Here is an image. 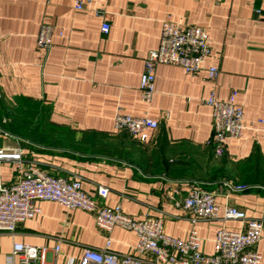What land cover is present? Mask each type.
<instances>
[{
  "label": "crops",
  "instance_id": "0c3cea01",
  "mask_svg": "<svg viewBox=\"0 0 264 264\" xmlns=\"http://www.w3.org/2000/svg\"><path fill=\"white\" fill-rule=\"evenodd\" d=\"M167 17L207 30L210 54L204 66H215L218 73L209 81L204 71L194 76L159 64L146 104L138 90L143 60L157 48ZM102 22L109 26L106 34ZM41 24L53 28L46 51L35 46ZM212 89L220 99L236 92L246 126L241 137L225 140L220 156L208 144L211 110L203 101ZM1 101L7 109L35 102L45 108L50 125L105 135L115 152L36 144L6 131L0 148L21 147L26 160L49 174L77 176L99 205H119L135 219L162 218L168 236L183 240L193 228L205 254L212 253L218 229L241 230L243 223H192L183 207L190 188L212 192L220 208L233 206L248 218L264 215V124L258 122L264 120V0H106L80 11L72 0H0ZM116 112L148 116L157 128L141 142L114 129ZM15 176L13 164H0L1 183ZM97 186L108 189L105 198L97 196ZM39 207L40 213L13 233L0 232V264L9 263L15 242L48 249L58 244L56 264L76 262L84 247L102 249L107 237L118 254L129 253L136 242L132 232L119 227L109 233L97 229L91 213L50 201ZM252 249L264 264V228Z\"/></svg>",
  "mask_w": 264,
  "mask_h": 264
},
{
  "label": "built area",
  "instance_id": "2783aa9c",
  "mask_svg": "<svg viewBox=\"0 0 264 264\" xmlns=\"http://www.w3.org/2000/svg\"><path fill=\"white\" fill-rule=\"evenodd\" d=\"M106 0H72L77 11L88 9L93 4ZM101 16L102 10L95 9ZM106 22L100 25L103 34L108 32ZM53 28L41 24L36 35L35 46L40 51L50 48ZM210 54V37L206 29L194 25H179L169 17L161 22L159 43L156 49L149 50L143 60V72L139 78V97L149 103L155 90V67L159 64L180 67L186 74L199 75L214 81L218 70L215 66L205 67ZM236 92L231 91L226 99L217 97L214 89L204 99L211 110V136L208 144L215 156L223 153L225 140L242 136L246 126L243 112L234 102ZM264 124V120H259ZM113 126L129 136L144 142L147 133L157 128L156 120L148 116H130L116 112ZM0 135L7 133L0 128ZM10 162L16 168V176L10 183L0 182V232L13 233L25 220L40 213L39 202L50 201L66 210H82L93 215L97 229L109 233L114 227L130 231L136 238L127 254H118L110 249L111 239L106 238L102 249L84 247L80 258L67 264H261V257L252 246L261 238L264 228V215L248 218L245 213L233 206L222 208L214 202L212 192L200 187L188 190L183 200L184 209L191 212V222L197 220L226 221L238 220L243 229L226 230L220 228L213 239V251H201V239L191 228L186 239L168 236L163 231L162 218L145 216L135 219L122 212L119 205L112 207L97 204L81 188L77 176H65L59 171L55 175L37 162L26 160L21 147L0 148V164ZM238 188H243L239 186ZM96 194L105 198L108 189L97 186ZM59 245L51 249L24 243H13L8 264H56ZM50 255V256H49Z\"/></svg>",
  "mask_w": 264,
  "mask_h": 264
},
{
  "label": "trees",
  "instance_id": "16d2710c",
  "mask_svg": "<svg viewBox=\"0 0 264 264\" xmlns=\"http://www.w3.org/2000/svg\"><path fill=\"white\" fill-rule=\"evenodd\" d=\"M23 105L24 103L18 104L13 108L7 109L4 103L2 101L0 102V127L4 131L28 139L36 144H46L55 147H67L75 150L86 149L95 153L101 152L103 154L109 155L114 154L115 149L110 143L108 137H106L105 135L84 133L81 134V137L76 138L75 135L78 133H76L74 130L65 127H55L50 125L47 122L45 111H36L39 112L35 114V116H37L39 120H36L34 124V121H30V119L28 120L29 122H25L23 124L24 126L21 125L17 126V129L14 128L12 126L13 121L10 114L15 112L18 107H22ZM38 107H41L42 109V106L39 105ZM4 118H11V121L10 119H5V121L2 122ZM44 127L46 128L42 133L35 132V130H43ZM69 133L73 136H69ZM250 179H252V177Z\"/></svg>",
  "mask_w": 264,
  "mask_h": 264
},
{
  "label": "rangeland",
  "instance_id": "374dc122",
  "mask_svg": "<svg viewBox=\"0 0 264 264\" xmlns=\"http://www.w3.org/2000/svg\"><path fill=\"white\" fill-rule=\"evenodd\" d=\"M38 106L39 105H37L36 103H33V102H27V103L25 102L22 107H18L15 110V112L10 114V116L12 117V121H13L12 122V126L17 129V126H21L25 122H29L28 120H30V119H31L30 121H32V120L34 121L33 124L36 122V120L38 121L39 118L37 116H35V114L39 113V112H36V111H41L42 112V111L45 110L44 107H42V109H41V107L39 108ZM4 119H8V120L10 119V121H11V118H4ZM45 128L46 127H44L43 130H41V129L40 130H35V132L36 133H42L45 130ZM69 136H73V135L69 133ZM75 137L79 138V137H81V135L80 134H76ZM21 138L26 140V141L32 142V141H30L28 139H25L23 137H21Z\"/></svg>",
  "mask_w": 264,
  "mask_h": 264
}]
</instances>
